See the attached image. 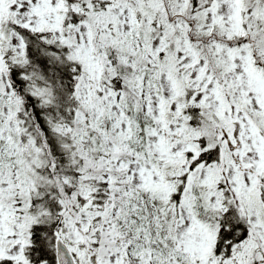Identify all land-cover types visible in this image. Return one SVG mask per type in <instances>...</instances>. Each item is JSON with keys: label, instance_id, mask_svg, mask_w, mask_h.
Wrapping results in <instances>:
<instances>
[{"label": "snow or ice", "instance_id": "1", "mask_svg": "<svg viewBox=\"0 0 264 264\" xmlns=\"http://www.w3.org/2000/svg\"><path fill=\"white\" fill-rule=\"evenodd\" d=\"M0 264H264V0H0Z\"/></svg>", "mask_w": 264, "mask_h": 264}]
</instances>
